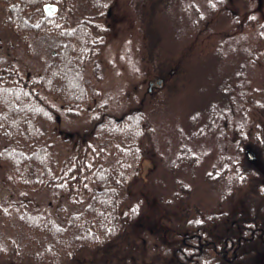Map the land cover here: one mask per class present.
<instances>
[{"label":"trees","instance_id":"1","mask_svg":"<svg viewBox=\"0 0 264 264\" xmlns=\"http://www.w3.org/2000/svg\"><path fill=\"white\" fill-rule=\"evenodd\" d=\"M174 2L133 0L137 22L147 40V57L153 71L164 77L166 82L163 87L169 97L186 91L188 81V72L184 67L178 65L172 68L182 39L178 37L180 31H177L176 15L172 11ZM45 3L57 4L58 11L46 15L43 11ZM0 5L5 9L4 24L15 37L26 42L30 36L51 33L59 39L55 45L56 54L38 76L23 74L10 65H0V163L8 166L10 178L23 198L9 203L1 211L4 216L12 211L18 212L16 219L21 229H24L26 238L36 245V251L30 258L14 240L8 247L0 243V264H80L76 256L80 251L95 249L106 255L117 251L126 241L140 213L138 205L125 210L122 205L132 168L138 165L141 158L140 143L145 131L142 114L132 110L117 119L112 113L106 114L103 106L93 107L97 113L94 112L91 117L90 128L81 133L73 132V138H63L61 145L66 151L61 153L48 137V130L53 132L55 127V107L47 102V96H52L63 105L66 113L73 116L86 107L87 112H91L87 105L99 96V92L91 88L86 70L92 65L96 74L100 47L109 32L104 21L111 11L110 3L108 0H0ZM64 9H67L68 15L61 16ZM186 11L189 13L188 9ZM193 12L198 15L194 6ZM75 15L80 21L67 26L71 24L69 18ZM197 17L199 19L192 18V26L206 18L203 15ZM197 31L206 32L202 28ZM194 68L193 82L197 75L202 76L204 72L207 75L209 67L203 61H196ZM242 68H245L244 64ZM241 72L235 75L237 81L243 77ZM245 85L244 81L241 87ZM216 88L217 101L229 113L228 110L236 104L228 78H223ZM226 114L222 113V118ZM230 128L239 134L236 148L244 154L247 149L246 129L242 124ZM200 159L184 142L168 168L174 174L177 165L194 168ZM224 164L236 174V186H230L227 178L221 176L222 182L227 184L222 195L227 198L242 192L244 204L243 209L224 211L222 220L226 222L225 227L240 229L237 233L228 232L227 236L234 238L242 233L249 237L254 228V218L264 228V203L258 205L253 199L254 166L251 162L246 166L242 161L232 160ZM214 172L206 174L205 178L217 186L216 182H212ZM43 190H48L55 197L59 207L63 208L62 212L51 214L46 209H40L37 201L25 198ZM185 191L191 194L189 188ZM177 196V192L173 193L175 201ZM180 202L182 207L177 209L180 213L177 227L180 230L190 226L203 227L201 222L205 218L211 223L210 227H220L217 224L220 219L214 214L223 210L205 212L198 203H192L191 208L200 215L191 216L193 211L188 203ZM204 214L207 216L203 218ZM234 241L238 244L235 238ZM238 253L242 264L251 262L255 254L249 241H241ZM204 254L203 251L195 264H207Z\"/></svg>","mask_w":264,"mask_h":264},{"label":"rangeland","instance_id":"2","mask_svg":"<svg viewBox=\"0 0 264 264\" xmlns=\"http://www.w3.org/2000/svg\"><path fill=\"white\" fill-rule=\"evenodd\" d=\"M175 1L172 11L176 15L177 31H180L178 37L182 39L172 68L179 65L188 72L186 91L170 97L166 94L164 77L153 71L147 57V40L137 22L133 0H108L111 11L104 22L109 32L100 47L96 74L92 65L86 70L89 84L99 96L89 101V113L87 107L79 109L75 116L57 109L60 122L55 121L54 133L48 130L56 150L64 153L66 149L61 144L65 137H59L58 130L72 133L88 130L91 117L97 113L93 107L103 106L106 114L112 113L117 119L128 111L137 110L144 120L141 158L132 168L122 205L123 210L138 205L137 220L117 251L108 255L95 249L80 251L76 255L80 264H170V242L175 216L180 214L178 210L182 207L180 201H186L190 208L192 203H198L205 212L243 209L242 192L221 199L226 181L222 182L220 176L215 186L205 178L216 165L227 180L236 177L224 164L226 158L222 156L227 151L235 161L233 149L238 140L234 135L237 132L230 128L232 125L242 124L246 129L247 151L253 155L255 152L254 165L264 170V0ZM192 5L197 8L198 15L193 12ZM66 10L61 16L68 15ZM4 15L5 9L0 5V65H10L23 74L38 76L51 60L58 37L55 34L30 36L24 42L4 24ZM201 15L206 16L205 20L192 26V18L199 19L197 16ZM69 21L71 24L67 26H73L80 18L75 15ZM198 28L206 32L197 33ZM196 61H203L209 68L207 75L205 72L197 75L193 82ZM243 64L245 68L241 70ZM240 71L243 77L237 81L235 75ZM223 78H228L236 104L229 113L217 101L215 93ZM243 78L246 85L241 87ZM47 102L57 108L61 104L52 96H47ZM222 113L229 115L222 118ZM184 142L201 158L200 163L194 168L179 164L172 174L168 166ZM241 161L249 165L245 157ZM181 186L185 190L189 188L191 194ZM176 192L175 201L173 193ZM25 198L37 201L40 209L51 214L63 210L48 190ZM22 199L20 190L10 178L8 166L0 163V243L8 247L14 240L31 258L36 245L21 229L16 219L18 212L4 216L1 211L9 203ZM60 201L65 204L64 200ZM256 203L263 204L264 197L259 196ZM191 212L200 215L193 208ZM259 259V255H253L247 264H259Z\"/></svg>","mask_w":264,"mask_h":264},{"label":"flooded vegetation","instance_id":"3","mask_svg":"<svg viewBox=\"0 0 264 264\" xmlns=\"http://www.w3.org/2000/svg\"><path fill=\"white\" fill-rule=\"evenodd\" d=\"M48 35H52V34L48 33ZM55 54H56V50L54 48L52 52V56ZM58 109L65 111L63 110L64 108L62 104H59ZM53 115H54V120L57 123H59L60 117L57 114V107H55V109L53 110ZM58 132L59 134H62L65 138H73L72 132H65L63 130H58ZM69 134H71V136ZM234 135L237 136V140H238L239 134L234 133ZM234 139L236 140L235 137ZM238 149L239 148L236 147L235 149H233L235 153V154L232 153L233 156H235L234 162H240L242 157H245L246 161L249 163L251 162V164L254 166L253 167L254 176L252 179L254 181V202L256 203V200L259 196L264 197V170H260L258 166L254 165L255 152L253 155L251 152L245 149L243 154L240 153ZM250 154L252 155V158L250 157ZM222 156H225L226 161L233 159V157H231V155L227 151H225ZM262 160L264 161V158ZM218 167L219 165L213 166L212 170L206 173L209 174L215 171L214 172L215 175L212 174V177L214 178L212 182H218L216 178L222 176V174L217 169ZM234 178L228 179L230 186H236V183H234ZM220 198L223 199L224 197L221 196ZM193 215L194 214L192 213L191 216ZM214 215L215 217H219L220 221L217 224L220 227H217L216 225L210 227L211 223L207 221L205 218L204 222H201V224H203V227L195 228L193 226H190L183 230H180L177 227V225L179 224V220H178L179 218L178 216H175L173 239L170 242V251H171L170 264H195V261L199 259L203 251L205 252L204 257L207 259V264H242L241 258L239 257V253H238L239 247L241 245V241H249L252 245V249L255 252L254 255L255 256L259 255L260 257L259 260L261 261L259 264H264V228L262 226H259L258 220H256V218H254V228L250 232L251 236L246 237L243 236L242 233H238L237 237L236 236L234 237L238 242V244H235L234 238L227 236V234L228 232L237 233V231L239 232L240 229L237 228L235 230L233 228L228 229L225 227L226 222L222 220L225 217L224 211L216 213ZM206 216L207 214H204L203 218ZM175 242L177 243L175 244Z\"/></svg>","mask_w":264,"mask_h":264},{"label":"water","instance_id":"4","mask_svg":"<svg viewBox=\"0 0 264 264\" xmlns=\"http://www.w3.org/2000/svg\"><path fill=\"white\" fill-rule=\"evenodd\" d=\"M43 11L46 15H53L58 11V5L55 3H45L43 5ZM71 136V134H69ZM252 158V155L250 154Z\"/></svg>","mask_w":264,"mask_h":264}]
</instances>
